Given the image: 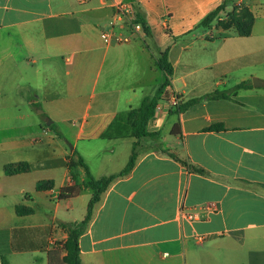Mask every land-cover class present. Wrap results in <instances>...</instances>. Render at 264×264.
I'll return each instance as SVG.
<instances>
[{"label": "crops", "instance_id": "0c3cea01", "mask_svg": "<svg viewBox=\"0 0 264 264\" xmlns=\"http://www.w3.org/2000/svg\"><path fill=\"white\" fill-rule=\"evenodd\" d=\"M122 2L150 33L107 43L102 30ZM224 2L0 0V264H64L59 223L83 221L93 195L86 169L70 170L74 150L97 180L137 154L95 205L81 264H264V0H236L220 15L248 12L249 34L197 29ZM163 52L173 75L147 123L158 136L139 139L130 114L163 87ZM245 82L252 88L235 92ZM173 95L200 101L177 113ZM19 164L30 171L6 172ZM72 186L81 191L63 197Z\"/></svg>", "mask_w": 264, "mask_h": 264}, {"label": "trees", "instance_id": "16d2710c", "mask_svg": "<svg viewBox=\"0 0 264 264\" xmlns=\"http://www.w3.org/2000/svg\"><path fill=\"white\" fill-rule=\"evenodd\" d=\"M236 0H225L223 4H221L219 7H217L215 10H213L211 13H209L199 24L197 29L202 30H208L212 28L214 22L218 19V17L227 9V7L235 2ZM233 15H236L232 13ZM138 22L142 24L144 32L148 35L150 33L149 28L147 27V24L142 16L138 14ZM232 24H234L238 31L241 34H249L251 31V16L248 12H242L240 15H236V19L232 21ZM231 26V25H230ZM230 26L225 25L226 28H229ZM158 67L165 71L166 73V81L163 85V87L159 90L157 96L154 99H146L142 105V107L137 111H132L130 114V119L132 122L133 130H134V136L137 138L142 137H156L158 136L157 133H149L147 131V123L148 121L155 115L156 107L161 100L165 89L170 85V78L173 75V66L168 58V53L163 52L161 56L159 57L157 61ZM252 88L251 82H245L240 85H238L235 89V92L241 89H249ZM210 98L213 99H229L230 96L226 95L224 93H215L210 96ZM200 99H192L187 102H184L183 100L180 102L179 106L175 110L177 113H182L186 111L188 108L198 104ZM178 126L175 127L173 130V133L176 134ZM224 130L223 125H213L209 128H207V131H222ZM59 134V133H58ZM60 138L65 140V138L59 134ZM136 147V144H135ZM170 157L174 160L180 162L183 166L189 168L191 171H194L196 173L200 174H206L205 171L201 169H197L191 165H189L187 162L181 160L179 157L175 156L174 154L169 153ZM137 159L136 152L133 153L127 167L120 172L117 175H112L109 177H105L102 179H95L90 174L87 165L83 161V159L78 155V153L74 150L72 152V156L70 158V170H72L75 166H81L84 167L88 174V181L85 183V187L89 188L92 192V198L89 204L88 208V214L86 218L81 222H72V223H66V222H60L59 225L64 228L68 232V239L64 244V248L67 252V255L64 257V264H81V251L79 246V240L81 236H83L86 231L89 228V225L93 218V210L96 204H98L103 196L106 194L110 186L118 179L126 177L131 174L135 167ZM30 171V167L28 164H19V165H9L6 167V172L8 174H20V173H27ZM72 178H74V175L72 174ZM49 186L44 185L43 183L38 184V189H44L48 188ZM81 191L80 187H68L63 190L62 196L63 197H71L76 196ZM17 212L19 215H26L33 213V210L27 209L24 207H18ZM4 264H8L6 259L4 260Z\"/></svg>", "mask_w": 264, "mask_h": 264}, {"label": "built area", "instance_id": "2783aa9c", "mask_svg": "<svg viewBox=\"0 0 264 264\" xmlns=\"http://www.w3.org/2000/svg\"><path fill=\"white\" fill-rule=\"evenodd\" d=\"M89 0H79L81 3H87ZM119 29L123 34L116 35L114 31ZM144 32L143 26L138 22V13L131 3L122 2L116 6L115 14L110 21L108 27L102 30V38L107 43L113 41L129 43L136 33ZM181 100L177 95H173L170 101V107L177 108ZM184 212V211H183ZM187 219L192 220L194 215L191 212H185ZM204 240L203 236L198 238ZM54 244V241H51Z\"/></svg>", "mask_w": 264, "mask_h": 264}, {"label": "rangeland", "instance_id": "374dc122", "mask_svg": "<svg viewBox=\"0 0 264 264\" xmlns=\"http://www.w3.org/2000/svg\"><path fill=\"white\" fill-rule=\"evenodd\" d=\"M236 19V15H233V14H228V15H222V16H219L218 19L214 22V26H217L218 28H225V25H228V26H232L234 24H232V21ZM213 27V26H212ZM127 72H129V74H131L132 70L130 69H127ZM161 75H163L164 77V73L161 72ZM161 86V84L158 83L157 85V88Z\"/></svg>", "mask_w": 264, "mask_h": 264}, {"label": "water", "instance_id": "95a60500", "mask_svg": "<svg viewBox=\"0 0 264 264\" xmlns=\"http://www.w3.org/2000/svg\"><path fill=\"white\" fill-rule=\"evenodd\" d=\"M254 85L255 86H261L262 85V83L260 82V81H257V80H254ZM51 121L48 123V125H51ZM69 145V147H70V149L72 150L73 149V146L71 145V144H68Z\"/></svg>", "mask_w": 264, "mask_h": 264}]
</instances>
